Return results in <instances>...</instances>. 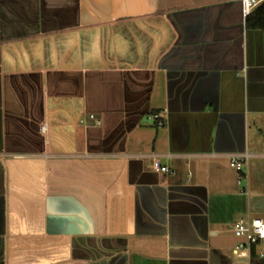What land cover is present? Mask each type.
<instances>
[{"label": "crops", "instance_id": "0c3cea01", "mask_svg": "<svg viewBox=\"0 0 264 264\" xmlns=\"http://www.w3.org/2000/svg\"><path fill=\"white\" fill-rule=\"evenodd\" d=\"M246 217L264 32L241 0H0V264H258Z\"/></svg>", "mask_w": 264, "mask_h": 264}, {"label": "built area", "instance_id": "2783aa9c", "mask_svg": "<svg viewBox=\"0 0 264 264\" xmlns=\"http://www.w3.org/2000/svg\"><path fill=\"white\" fill-rule=\"evenodd\" d=\"M264 0H241L242 16L245 18L250 14L253 8ZM91 118L93 116H90ZM248 154H233L230 156L229 165L238 172V183L244 179L243 167L247 161ZM153 168L156 171L164 172L169 175L173 174V171L167 166L161 165L159 161L153 162ZM232 234L238 238V242L234 247L235 251L245 250L251 253L253 245H257L258 242L264 240V219L259 217L254 218H240L232 223L230 226ZM263 254H259L258 258H263Z\"/></svg>", "mask_w": 264, "mask_h": 264}, {"label": "trees", "instance_id": "16d2710c", "mask_svg": "<svg viewBox=\"0 0 264 264\" xmlns=\"http://www.w3.org/2000/svg\"><path fill=\"white\" fill-rule=\"evenodd\" d=\"M245 26L250 30H257L264 32V1L257 4L248 16L245 17ZM255 259V245L251 248L250 262L256 263Z\"/></svg>", "mask_w": 264, "mask_h": 264}, {"label": "water", "instance_id": "95a60500", "mask_svg": "<svg viewBox=\"0 0 264 264\" xmlns=\"http://www.w3.org/2000/svg\"><path fill=\"white\" fill-rule=\"evenodd\" d=\"M142 123H147V124H150L152 122V119L148 116H144L141 120ZM210 259L211 261L215 262L216 264H221V258H220V253L218 252H213V250H210ZM213 262V263H214ZM258 264H264V258H260L259 261H258Z\"/></svg>", "mask_w": 264, "mask_h": 264}, {"label": "rangeland", "instance_id": "374dc122", "mask_svg": "<svg viewBox=\"0 0 264 264\" xmlns=\"http://www.w3.org/2000/svg\"><path fill=\"white\" fill-rule=\"evenodd\" d=\"M232 168V167H231ZM232 169H234V168H232ZM235 170V169H234ZM236 238V237H235ZM236 241H238V238L236 239ZM229 256H230V252L228 251V253H227Z\"/></svg>", "mask_w": 264, "mask_h": 264}]
</instances>
